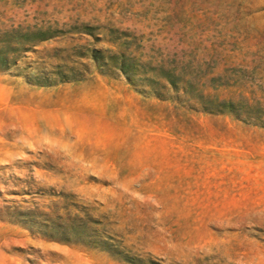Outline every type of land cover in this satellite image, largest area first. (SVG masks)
<instances>
[{
	"label": "rangeland",
	"instance_id": "obj_1",
	"mask_svg": "<svg viewBox=\"0 0 264 264\" xmlns=\"http://www.w3.org/2000/svg\"><path fill=\"white\" fill-rule=\"evenodd\" d=\"M0 264H264V0H0Z\"/></svg>",
	"mask_w": 264,
	"mask_h": 264
}]
</instances>
